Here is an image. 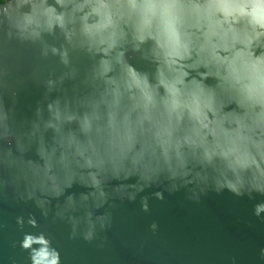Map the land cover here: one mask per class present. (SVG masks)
I'll use <instances>...</instances> for the list:
<instances>
[{"label":"clouds","instance_id":"9594fccd","mask_svg":"<svg viewBox=\"0 0 264 264\" xmlns=\"http://www.w3.org/2000/svg\"><path fill=\"white\" fill-rule=\"evenodd\" d=\"M12 42L53 65L9 84L0 62V203L31 209L13 217L25 264H65L37 213L98 251L117 208L148 214L181 192L228 193L264 224V0H2L0 47ZM144 232L138 256L158 220Z\"/></svg>","mask_w":264,"mask_h":264},{"label":"water","instance_id":"95a60500","mask_svg":"<svg viewBox=\"0 0 264 264\" xmlns=\"http://www.w3.org/2000/svg\"><path fill=\"white\" fill-rule=\"evenodd\" d=\"M0 62L7 69L9 84L27 72L47 71L53 67L51 62L41 64L35 61L31 47L15 42L0 47ZM37 95L38 90L32 86L21 91L20 112H26ZM149 204L148 214L139 212L138 205L125 204L117 208L106 247L101 251L94 245L68 240L63 225H48L40 220L38 213L37 219L38 224L47 227L65 264H187L189 259L199 264H222V258L234 251L242 257L243 264H253L255 246L264 238V224L249 216L246 201L237 200L228 193H210L201 203L193 204L184 201L181 192L166 196L163 202L150 200ZM28 210H31L28 205L15 207L0 203V221L7 225L0 233L2 264H8L9 257L17 264H25V254L12 248L11 242L19 235L13 217ZM151 219L160 223V235L148 237L145 252L138 256L132 244L145 236V226ZM246 221H251L252 228L246 227Z\"/></svg>","mask_w":264,"mask_h":264},{"label":"trees","instance_id":"16d2710c","mask_svg":"<svg viewBox=\"0 0 264 264\" xmlns=\"http://www.w3.org/2000/svg\"><path fill=\"white\" fill-rule=\"evenodd\" d=\"M0 2H2V0H0Z\"/></svg>","mask_w":264,"mask_h":264}]
</instances>
